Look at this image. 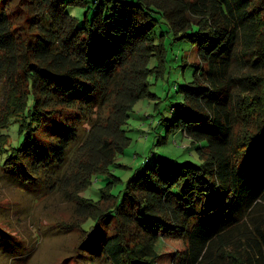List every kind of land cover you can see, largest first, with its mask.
I'll return each mask as SVG.
<instances>
[{"label": "trees", "instance_id": "obj_1", "mask_svg": "<svg viewBox=\"0 0 264 264\" xmlns=\"http://www.w3.org/2000/svg\"><path fill=\"white\" fill-rule=\"evenodd\" d=\"M181 42L198 62L157 144L180 131L200 162L146 157L118 195L85 198ZM0 82V127L21 135L0 136L3 176L34 193L65 187L87 213L79 249L92 240L111 264H158L161 239L176 238L186 247L172 264H264V0H0Z\"/></svg>", "mask_w": 264, "mask_h": 264}, {"label": "rangeland", "instance_id": "obj_2", "mask_svg": "<svg viewBox=\"0 0 264 264\" xmlns=\"http://www.w3.org/2000/svg\"><path fill=\"white\" fill-rule=\"evenodd\" d=\"M68 11L81 19L85 7L73 5ZM168 48L165 75L151 80V91L157 97H146L136 102L123 127L130 138L127 149L111 166L110 175L95 176L89 187L81 192L85 198L98 201L100 189L105 185L110 186V193L118 195L126 182L139 171L146 157L149 158L147 163L150 166L160 160L176 163L187 160L200 162L198 151L195 147L191 148V138L180 131L169 133L166 142L157 144L158 135L165 136L167 126L164 122L163 128L157 127L159 118L175 117L176 112L171 109L182 101L175 87L187 85L192 80L195 64L198 62L197 50L188 42L169 44ZM237 63L234 65L235 73L243 67L241 63ZM6 99V88L0 82V118ZM2 134L8 136L9 145H14L21 139L16 125L7 130L0 127V136ZM5 154L3 153L4 157ZM3 158L1 156L0 162ZM23 183L20 186L9 183L0 166V264H63L65 259H68L66 264H111L100 253V248L93 245L92 240L87 247L84 246V250L78 248L83 233L79 223L85 220L87 213L79 212L76 200L72 194L66 195L65 187L51 192L34 193L27 188V181ZM109 203L102 202L100 210ZM92 223L91 220L87 221L84 227L87 229ZM66 224H74V227L61 229ZM157 247L161 254L158 264H172L173 254L184 250L186 246L181 239L162 238Z\"/></svg>", "mask_w": 264, "mask_h": 264}]
</instances>
